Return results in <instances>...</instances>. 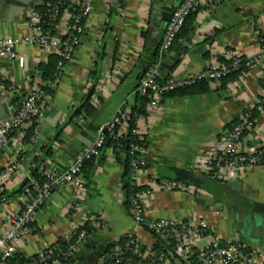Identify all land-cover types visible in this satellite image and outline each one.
<instances>
[{"label":"crops","instance_id":"crops-1","mask_svg":"<svg viewBox=\"0 0 264 264\" xmlns=\"http://www.w3.org/2000/svg\"><path fill=\"white\" fill-rule=\"evenodd\" d=\"M179 1L91 0L93 11L83 21L84 33L75 58L53 83L43 79L39 68L51 54L35 46L19 45L17 59L3 62L10 91L0 98V109L16 107L34 84L46 87L47 105L34 141L24 139L29 125L0 146V173L14 166L7 179L0 181V196L10 198L8 204L0 202V232L30 198V164L45 162L66 168L120 105L124 116L129 115L139 81L152 65L158 64L157 79L162 82L198 74L214 57L241 55L251 59L253 67L234 78L209 82L206 92L149 100L146 113L136 117V132L147 139L143 149L146 167L140 171L138 187L151 189L144 199L148 219L178 222L205 218L223 239L235 241L240 237L239 241L245 239L254 245L255 240L244 237L242 230L251 212L264 216V165L245 167L233 175L227 182H236L238 188L231 194V202L222 204L210 202L213 198L208 193L193 186L166 190L152 179H157V185L159 179H174L169 167L203 171V164L217 151L229 125L252 111L264 96V0H202L192 11L187 30L161 54L165 24ZM38 6L40 0H0V38L28 34L29 15ZM67 22L63 13L57 29L65 32ZM254 121L243 139L245 148L264 146V113H258ZM127 131L124 118L119 133L125 135ZM128 173L123 157L119 159L111 147H104L83 171L86 210L110 226L91 240H104L108 246L133 232L141 245L151 249L155 238L148 229L135 224L126 204ZM73 194L68 185L52 193L24 236L18 254L35 256L72 234L68 205ZM258 240L256 246L264 251L261 238ZM85 244L77 253L78 264H86L88 256L97 250L95 244Z\"/></svg>","mask_w":264,"mask_h":264},{"label":"built area","instance_id":"built-area-1","mask_svg":"<svg viewBox=\"0 0 264 264\" xmlns=\"http://www.w3.org/2000/svg\"><path fill=\"white\" fill-rule=\"evenodd\" d=\"M202 0H180L172 10L168 21L165 24L159 47L160 53L167 52L176 40L188 15L198 8ZM40 5H45V12L38 11L30 13L28 18L29 33L23 36H8L0 38V98H5L10 91L9 84L4 75L3 62L14 61L18 57L17 46H35L50 54L59 57L52 83L57 80L68 62L75 58L76 49L84 33L83 21L92 13L91 0H40ZM63 13L68 16L65 32L57 29L56 21ZM48 18L50 23H55L53 30L43 29V17ZM261 55L264 56V37H261ZM229 61L228 63L226 61ZM214 57L208 67L194 75L184 78L167 79L158 83V64L152 65L142 76L136 88V92L149 93L151 99L163 97L166 93L178 88L194 84L196 81L205 79L209 82L220 81L230 72L241 67L250 69L254 63L246 58L243 61L241 55H235L229 59ZM47 105V96L41 85L34 84L28 93L19 100L16 107H10L13 112L0 120V146L7 145L12 139V133L17 130L22 133L34 119L36 126L31 141H34L39 130V122L43 118ZM14 109H17L14 111ZM253 110L264 113V96L253 106ZM123 113V105H120L110 118L96 130L93 140L79 150L72 162L66 168H58L48 163L40 165L30 164V174L27 186L33 194L25 202L24 207L13 213L9 218L8 227L0 232V264H65L64 259L75 262L77 253L86 240L87 234L83 228L86 223H94L99 227V232L109 229V225L90 215L86 210V182L82 177V166L85 161L100 155L101 148L105 141V133H113L116 124L120 121ZM251 111L243 113L238 122L233 123L226 129L221 138L217 151L210 155L199 171L208 177L227 182L233 175H236L245 167H260L264 165V146L243 147V139L254 127V119H251ZM119 135V134H118ZM143 147L132 145L131 154H138L130 162L131 184L138 186L141 167L145 164L143 158ZM14 166L9 165L6 171L0 173V181H5L13 171ZM36 173V176L33 175ZM156 186L166 190H187L190 185L176 179H152ZM73 188V196L68 205L70 217L73 220V232L65 237L69 242L75 236L73 242L63 250L60 247H46L37 255L26 257L23 263L13 261L18 254V249L29 228L36 222L37 213L50 199L52 193L64 186ZM199 190L198 188H195ZM151 189L144 188L131 195L130 209L133 212V219L137 226L144 227L152 235H161L173 244L170 256L178 259L182 264H264V251L256 245L244 242L223 239L210 226L205 218L190 219L189 221L172 222L165 219H148L144 209V199L149 197ZM0 202L8 204L10 198L0 196ZM128 241L126 247L133 248L137 252L140 241L133 232L126 235ZM203 242L204 244L200 245ZM196 255L195 257H193ZM156 264H171L163 255ZM123 258L120 253H103L97 264H120ZM127 264H153L150 262H136L131 258L126 260Z\"/></svg>","mask_w":264,"mask_h":264},{"label":"trees","instance_id":"trees-1","mask_svg":"<svg viewBox=\"0 0 264 264\" xmlns=\"http://www.w3.org/2000/svg\"><path fill=\"white\" fill-rule=\"evenodd\" d=\"M37 11L40 14H43L45 12V5L38 6ZM191 13L186 18V21L178 35H180L182 31L187 30L186 28L188 27V25L190 24L189 22L192 19ZM42 17L44 21L43 29L45 31H51V33H53L52 32L53 26L58 21H56L55 23L48 24L49 22L48 18L45 16H42ZM245 59L246 58L243 57V61H245ZM58 60H59V57H57V55L51 54L49 56L48 62L40 65L39 68L41 70L42 77L44 80H52L53 75L56 71V65H57ZM226 62L228 63L229 61H226ZM246 69L247 68L244 67V62H242L240 68L230 72L226 77H224L220 81L234 78L237 75H239L241 72L246 71ZM157 81L159 84L164 82V81L160 82L158 79ZM208 85H209L208 80L201 79V80L196 81L192 85H189L183 88H178L171 92H168L164 96L175 95V94H179V95L192 94V93H199V92L202 93L208 90ZM42 89L45 92L47 90L46 87H43V86H42ZM133 100H134V105L131 108L129 115L124 116L125 113L123 111V113L120 115L119 123L116 124L115 126L114 132L112 134L109 132L105 133V141L101 148V151H102L104 147H111L113 151L117 154L119 159L123 157L124 164L127 166V168H129L128 180L126 181V191H127V203L126 204L128 208L130 207L129 199L131 195L143 189V187H138L136 185L131 184V181H130V173H131L130 162L132 161L133 158H136L138 156V154L136 153L131 154V147L132 145H138L143 148H146L147 146L146 137L141 136L136 132V117L139 115H144L146 113V106L149 100H151V96L149 93L136 92ZM251 115H252L251 119H254L258 116V113L252 110ZM124 118L127 120V123H128V131L125 135H120L119 126H120L121 121L124 120ZM236 122L238 121L237 120L233 121V123H236ZM232 124H230L229 127H231ZM35 126H36V122L33 119L31 121V125L28 127V130L26 131L24 135V139L26 141L31 140V137L34 135ZM15 132H17V130H14L12 135ZM95 159L96 157H92L91 159L85 161L82 166L81 172L83 173V171H85L86 166L88 164H91ZM144 167H146V165H143L141 169H143ZM33 175L36 176V173H33ZM30 193L33 194L31 190H30ZM83 228L85 229L86 234H87L86 240L82 243V247L84 248L86 245L85 243L88 240H91V238L95 237V235H98L100 232L98 231L99 227H96L94 223H86ZM153 237L155 238V242L151 249H147L145 246L139 244V248L137 249L138 251L135 252L133 248L125 246L128 241L127 237L125 236V237H122L117 243L108 245L107 250L104 253L110 254V253L119 252L120 256L123 258V261L120 264H127L126 260L128 258H131L133 261H135V263L139 261H142V262L152 261L153 264H156L157 260H154V259L160 258L161 255H163L164 258H166L171 264H173V259L169 255V252L172 251V246H173L171 241L168 239H165L161 235H153ZM74 239H75V236L71 237L70 241L67 242L65 241L64 238H62V239H59L55 244L51 245L50 247L54 248L58 246L61 249L65 250L68 247L69 243L73 242ZM195 256L196 255H194L193 257ZM13 261L23 263L26 261V257H23L20 254H17ZM70 262H71L70 260L64 259L65 264H70Z\"/></svg>","mask_w":264,"mask_h":264},{"label":"water","instance_id":"water-1","mask_svg":"<svg viewBox=\"0 0 264 264\" xmlns=\"http://www.w3.org/2000/svg\"><path fill=\"white\" fill-rule=\"evenodd\" d=\"M17 109H14V111ZM13 109L9 107L0 109V118H7ZM170 174L174 176V179L179 180L187 185L193 186L195 188L201 189L208 193L213 199L210 202L216 201L219 203H229L232 199V193L237 190L238 186L236 182H222L220 180H216L214 178L208 177L202 173L196 172L188 167H169ZM244 232V237L247 239L254 241V245H258L259 242L258 237L261 238V242L264 245V216L259 214L258 212H251L250 219L246 221L245 229L242 230ZM255 237L254 239H252ZM241 240L240 237H237L235 241ZM245 241V239H243ZM87 244L91 245L95 244L97 246V250H95L92 254H90L87 258L86 264H94L95 261L107 250L106 241L99 240H88ZM201 245L203 242L200 243ZM171 258L174 261V264H182L178 259H175L173 256Z\"/></svg>","mask_w":264,"mask_h":264}]
</instances>
